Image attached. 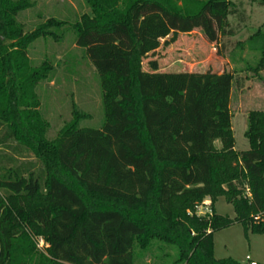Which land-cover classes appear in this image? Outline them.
<instances>
[{"label":"trees","instance_id":"1","mask_svg":"<svg viewBox=\"0 0 264 264\" xmlns=\"http://www.w3.org/2000/svg\"><path fill=\"white\" fill-rule=\"evenodd\" d=\"M83 1L73 21L50 17L28 30L19 15L30 1L0 0V264H144L154 243L177 249L172 264H250L217 259L213 236L234 222L264 234V109L249 111L241 151L229 133L216 146L197 119L219 123L230 112L235 73H264V30L232 53L245 68L165 71L156 58L145 68L179 32L201 30L212 43L235 36L237 4ZM69 22L97 71L104 120L82 126L75 110L48 138L37 88L53 66L29 52ZM220 197L234 218L216 211ZM207 198L212 213L198 215Z\"/></svg>","mask_w":264,"mask_h":264},{"label":"rangeland","instance_id":"2","mask_svg":"<svg viewBox=\"0 0 264 264\" xmlns=\"http://www.w3.org/2000/svg\"><path fill=\"white\" fill-rule=\"evenodd\" d=\"M29 1L31 6L19 15V20L28 30L36 28L50 17L71 22L76 15H81L87 9L83 0ZM233 1L242 13L230 17L237 30L235 36L212 43L205 38L201 30L179 32L177 39L171 44L164 45L165 39L161 40V46L155 54L150 53L145 59V68H148L147 61L150 58L158 59L160 69L165 71L222 72L224 69L233 71L235 67L245 68L246 63L239 57L237 63L232 61V53L240 52L237 44L244 42L256 30H264V8L254 0ZM70 22L59 30L58 38H40L32 44L29 52L36 64L48 61L53 66L49 76L37 88L41 100L40 110L49 125L48 138H53L58 130L77 114L75 110L84 114L81 119L82 126L97 128L104 120L97 71L85 49L75 44ZM248 54L247 49H244L241 57L248 59ZM235 74L242 79V83L234 85L230 112L221 117L219 123H215L213 116H206L197 119V124L215 138L216 146H220L219 138L222 135L232 134L236 141L235 148L241 151L249 148L245 136L249 111L264 109V80L261 79L264 73L244 70ZM215 208L219 214L235 217L234 206L224 197L217 200ZM213 241L214 256L217 259L231 257L243 263H248L249 259L258 263L264 262V234L246 233L239 222L216 231ZM43 245L44 242L40 241L39 246ZM152 247L153 258L148 254L144 264H172L175 260V247L160 243H154Z\"/></svg>","mask_w":264,"mask_h":264},{"label":"built area","instance_id":"3","mask_svg":"<svg viewBox=\"0 0 264 264\" xmlns=\"http://www.w3.org/2000/svg\"><path fill=\"white\" fill-rule=\"evenodd\" d=\"M211 200L209 198L205 199L202 205L197 206L196 212L198 215H206L211 214L212 211L210 209ZM249 259V258H248ZM250 264H256V261L250 260Z\"/></svg>","mask_w":264,"mask_h":264}]
</instances>
